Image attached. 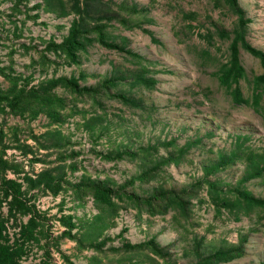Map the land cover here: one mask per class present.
I'll use <instances>...</instances> for the list:
<instances>
[{"label":"rangeland","instance_id":"rangeland-1","mask_svg":"<svg viewBox=\"0 0 264 264\" xmlns=\"http://www.w3.org/2000/svg\"><path fill=\"white\" fill-rule=\"evenodd\" d=\"M85 1L87 13L100 16L107 39L136 55L92 39L78 50L76 62L69 61L58 43L77 17L71 0H62V11L54 5L59 0H51V8L43 0H0L3 89L10 80L27 89L60 75L80 76L79 84L93 85L117 74L125 77L108 92L121 91L136 100L125 103L101 91L97 102L55 84L51 90L60 100L54 96L50 101L58 105L59 120L50 121L43 111L32 117L0 113L6 144L0 148L5 159L0 175L19 184V195L33 210L8 215L6 200H1L8 241L18 236L30 214L36 219L33 237L23 240L16 264H192L216 248L238 244L239 255L204 264H264V205L239 209L238 217L224 207L217 210L204 181L264 197V171L245 178L252 163L247 156L264 151V87L255 89L257 107L235 103L213 73L225 60L229 41L217 30L230 31L235 13L224 0ZM237 4L247 18L245 40L264 51V0ZM239 59L243 74L238 85L250 100L252 79L261 67L241 48ZM133 72L150 76L152 85L133 83ZM23 99L35 104L34 97ZM47 128L58 132L47 138ZM45 141L55 144L43 147ZM106 150L123 153L102 157ZM231 150L232 161L205 171ZM150 165L156 167L152 173L140 176ZM43 169L56 179L31 185L27 176L35 179ZM91 181L112 190L110 204H96L82 189ZM192 184L197 185L189 189ZM160 189L177 191L187 199L185 209L169 206L151 213L141 200H133Z\"/></svg>","mask_w":264,"mask_h":264},{"label":"trees","instance_id":"trees-1","mask_svg":"<svg viewBox=\"0 0 264 264\" xmlns=\"http://www.w3.org/2000/svg\"><path fill=\"white\" fill-rule=\"evenodd\" d=\"M58 1V0H57ZM227 6L231 9L232 12L236 15V24L231 28L230 31H227L223 28H219L217 33L220 36H227L229 38L227 44V55L225 60L220 62V64L213 71L216 76L218 83L221 84L225 91L229 94L231 100L235 103H250L253 107L258 105V92L255 91L257 86L264 87V51L250 45L243 36L244 29L243 24L246 17H244L243 9L237 4V0H224ZM43 3L46 4V8L53 7V2L51 0H43ZM62 11L64 5L62 0H59L57 4ZM87 2L84 0L81 4L78 0H71V9L75 12L77 17H74L68 27L66 33L61 38L58 46L64 52V55L69 61H77L78 50L85 49V46L92 39H95L98 43L103 46L110 48H115L126 52L131 55H136L134 51L124 46H120L117 42L113 41L111 38L107 39L106 30L103 27L102 22L100 21V16H92L87 13ZM70 9V8H69ZM105 14L102 12L101 14ZM91 19L92 22H89ZM91 31H94L95 35H89ZM147 31V30H146ZM149 34L150 32L147 31ZM152 40H155L154 36H151ZM249 52L251 55L255 56L261 67V70L253 76V92L250 100L248 97L244 96L241 92L240 86L238 85V78L243 74V67L239 59V49ZM0 72L3 73L0 68ZM82 75V73H80ZM80 76L71 75H60L55 78L48 80H42L36 85H29L27 89L24 87H16L15 82L10 80V83L6 89H3L0 86V113H27L28 116H34L38 111H43L50 116V121L59 120L57 104L50 101L54 96L60 100V96L55 94L51 87L55 84L62 85L67 90L75 92L78 94H86L91 96L94 100L97 99V94L101 91L108 92V87L114 85L115 82H118L125 76H120L117 74L104 77L99 83L93 85L79 84L78 78ZM132 82H139L146 86H150L153 83V79L150 76H146L143 73L133 72L130 76ZM112 97H117L125 103H135L136 100L133 97L126 95L121 91H115L109 93ZM34 97L35 104L32 105L27 100H24L23 97ZM37 100V103H36ZM97 101V100H96ZM98 102V101H97ZM7 106V109H5ZM94 117V116H93ZM88 122V121H86ZM58 132V130L49 131L48 128L43 131L46 134L47 138ZM4 131L0 125V148L2 149L6 144L3 141ZM46 138V139H47ZM55 142L47 143L46 141L41 145L43 147H48L54 145ZM142 150L148 151L147 146H142ZM102 157L112 158L116 156H121L123 152L116 151L114 155H111L109 151L100 152ZM125 153V151H124ZM235 153V150L228 152L227 156L218 157L214 162L209 163L205 166V171L212 170L214 168L222 167L225 163L232 161V154ZM248 160L252 162L248 164L246 169L245 178L252 177L255 175H260L264 171V151L254 152L247 156ZM0 162H5V159L2 158L0 153ZM158 164H156L157 167ZM152 168V165L148 169L144 170L140 176H145V174H150L156 168ZM49 170L43 169L38 172L35 179L28 177L31 185L39 183L37 180H53L56 179L54 176L49 174ZM32 180V181H31ZM206 183V193L208 199L213 204V206L219 210L221 207L228 209L229 211L235 212V217H238L237 212L239 209H243V212L247 211V208L253 204L264 205V197L254 196L250 193L249 190L244 188H223L216 180H204ZM47 184H49L47 182ZM198 184V183H197ZM196 184V185H197ZM56 185V183L52 184ZM196 185H190L189 189H193ZM55 187V186H53ZM76 188L80 187V184H75ZM82 189H87L92 195V199L96 204H110L112 200L110 199L112 190L107 186L102 184L99 181H91L87 187ZM185 188L181 189V192H185ZM21 191L19 190V184L13 179L5 178L2 174L0 175V202L2 199H5L7 204V214L13 215V211H23L31 212V206L24 202V197L19 195ZM9 194V198L6 199V196ZM141 200L146 204L148 212L153 211H164L167 207L179 206L181 210L185 209V200L182 195L173 189H160L151 194L145 196H137L133 200ZM185 200V201H184ZM1 204V203H0ZM4 217L0 214V264H16L17 259L20 257L22 252V243L24 239L28 237H33V228L36 225V219L33 214H30L25 221L21 223L18 229V236L14 238L13 242H9L5 233V223ZM64 223V220H62ZM68 226H72V222H67ZM241 243V242H240ZM153 250L159 252L157 248ZM241 253V244H238L234 248H216L215 250L209 252L202 256L200 260H195L192 264H204L208 263L210 260L220 261L231 259Z\"/></svg>","mask_w":264,"mask_h":264}]
</instances>
